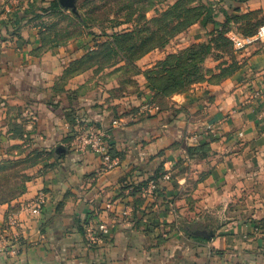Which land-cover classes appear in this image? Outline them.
Masks as SVG:
<instances>
[{
    "label": "crops",
    "instance_id": "0c3cea01",
    "mask_svg": "<svg viewBox=\"0 0 264 264\" xmlns=\"http://www.w3.org/2000/svg\"><path fill=\"white\" fill-rule=\"evenodd\" d=\"M53 1L0 0V167L22 166L24 188L0 202V264H264V38L232 77L161 100L143 75L119 91L115 68L77 65L94 43L56 37L70 10ZM238 5L264 18V0ZM86 126L106 133L111 170L73 147ZM158 171L171 182L148 196ZM90 221L110 229L91 248Z\"/></svg>",
    "mask_w": 264,
    "mask_h": 264
},
{
    "label": "rangeland",
    "instance_id": "374dc122",
    "mask_svg": "<svg viewBox=\"0 0 264 264\" xmlns=\"http://www.w3.org/2000/svg\"><path fill=\"white\" fill-rule=\"evenodd\" d=\"M234 1L229 13L225 8L226 0H78L77 12L70 10L55 23L62 30L56 37L66 42L85 39L94 43L84 49V62L77 65H95L102 72L115 68L119 91L134 86L132 83H137L136 78L141 75L148 86L147 72L156 85L172 83L182 73L189 83L193 78L188 76L197 79L190 89L207 82L219 84L240 69L238 55L246 49L249 37L258 34L264 19L263 12H243L242 7H238V3L246 0ZM222 16L224 20L220 21ZM254 26L258 28L252 34ZM238 39L245 42L242 49L236 46ZM158 51L162 59H157L155 65L144 71L136 62L125 59L130 52L140 58L142 54ZM178 94L181 93H167L163 100ZM146 107L141 109L147 111ZM84 129H78L76 135ZM21 169L22 166L9 170L0 167V201L16 193L11 186H22L18 173ZM161 185L160 192L145 194L162 193ZM146 188L147 185L143 190Z\"/></svg>",
    "mask_w": 264,
    "mask_h": 264
},
{
    "label": "built area",
    "instance_id": "2783aa9c",
    "mask_svg": "<svg viewBox=\"0 0 264 264\" xmlns=\"http://www.w3.org/2000/svg\"><path fill=\"white\" fill-rule=\"evenodd\" d=\"M263 38H264V25L260 27L257 34V39H263ZM236 46L238 49H242L245 46V42L243 40L238 39L236 41ZM145 110L151 111L152 107L147 105ZM114 124L116 125L118 123L114 122ZM74 141H75L74 146L77 151L83 153L91 152L99 156L102 160L103 165L107 170H111L117 164L116 158L112 157V155L109 152V143L107 142V135L104 131L99 130L93 126H86L84 132L77 134ZM170 179H171L170 174H165L162 177L161 181L151 179L147 184V188L143 191L144 193L147 194H154L160 192L161 191L160 182L170 181ZM43 203H44V197H40L34 203V206L32 207L31 210L33 215L35 216L40 215ZM8 222L11 228L16 227L17 221L13 215H10L8 217ZM84 230H85V240L88 247L94 246L96 243L101 242V240L107 238L110 235V229L108 225L103 221L86 222ZM0 243L3 244L0 247V250L2 251L3 248H5V240L1 238Z\"/></svg>",
    "mask_w": 264,
    "mask_h": 264
},
{
    "label": "trees",
    "instance_id": "16d2710c",
    "mask_svg": "<svg viewBox=\"0 0 264 264\" xmlns=\"http://www.w3.org/2000/svg\"><path fill=\"white\" fill-rule=\"evenodd\" d=\"M52 7L53 8H55V9H61V6H60V4H59V2H58V0H54L53 2H52ZM263 23L262 24H260L261 26H263L264 25V19H263V21H262ZM257 26H254L253 27V29H254V32L252 33V34H254L255 32H256V30H257ZM142 53V52H141ZM143 55V54H142ZM90 57H88L87 58V60L89 59ZM137 58H139V57H136V56H133V54L130 52V53H127V55L125 56V59H126V61L127 62H135V60L137 59ZM82 62H84V61H82ZM81 66V65H80ZM92 66H95V65H92ZM82 67H84V68H86V67H91V66H84V65H82ZM146 75H147V80H148V86L149 87H152L155 91H156V94H158L159 95V97L161 98V100H163V98H165V96H166V94L167 93H169V94H177V93H184V92H187L190 88H189V86H191V84H193V82L194 81H197V79L195 78V76H193V77H191V76H188V77H190V78H193V80H191V82L189 83L188 81H186V80H184V74L182 73L180 76V78L179 79H177V80H173L174 82H172V83H167L166 85H156V84H154V83H152V81L150 80V77L151 76H149V74H148V72L146 73ZM172 76V75H171ZM190 81V80H189ZM111 153V152H110ZM112 156L114 157V155H113V153H112ZM16 166H18V164L17 165H13V164H10V165H4V166H2L3 168H5L6 169V167L8 168V170H9V168L10 167H13V168H15ZM159 172L160 171H158V173H157V175H155V177L154 178H152V179H155V180H159V178L162 176H160L159 175ZM17 174V173H16ZM148 183V182H147ZM147 183H145V184H143L141 187H144V186H146L147 185ZM20 185V184H19ZM23 186H19L18 187V185H14V186H11L10 187V189H12L13 191H15L16 193L13 195V197H15V196H17L18 194H20V193H22V189H24V188H22ZM13 197H10V198H13ZM10 198H8V199H10ZM8 199H6V200H8ZM1 201H5V200H1ZM0 201V202H1Z\"/></svg>",
    "mask_w": 264,
    "mask_h": 264
},
{
    "label": "water",
    "instance_id": "95a60500",
    "mask_svg": "<svg viewBox=\"0 0 264 264\" xmlns=\"http://www.w3.org/2000/svg\"><path fill=\"white\" fill-rule=\"evenodd\" d=\"M58 2L62 8L71 10L73 13L77 12L78 0H58Z\"/></svg>",
    "mask_w": 264,
    "mask_h": 264
}]
</instances>
